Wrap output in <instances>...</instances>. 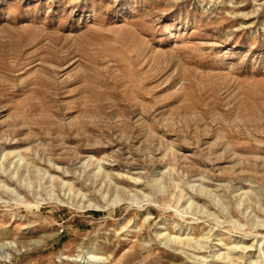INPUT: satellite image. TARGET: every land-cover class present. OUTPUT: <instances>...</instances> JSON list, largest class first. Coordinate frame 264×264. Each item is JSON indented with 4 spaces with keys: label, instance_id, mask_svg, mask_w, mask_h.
Segmentation results:
<instances>
[{
    "label": "rangeland",
    "instance_id": "rangeland-1",
    "mask_svg": "<svg viewBox=\"0 0 264 264\" xmlns=\"http://www.w3.org/2000/svg\"><path fill=\"white\" fill-rule=\"evenodd\" d=\"M0 264H264V0H0Z\"/></svg>",
    "mask_w": 264,
    "mask_h": 264
}]
</instances>
